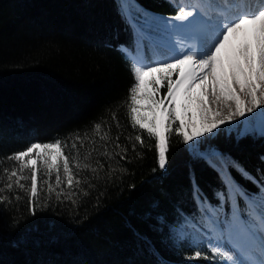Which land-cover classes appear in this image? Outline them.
<instances>
[{"label": "trees", "instance_id": "1", "mask_svg": "<svg viewBox=\"0 0 264 264\" xmlns=\"http://www.w3.org/2000/svg\"><path fill=\"white\" fill-rule=\"evenodd\" d=\"M131 3L133 16L125 19L121 0H0V188L8 183L5 170L19 169V162L9 156L36 142L67 139L71 143L70 134L90 133L93 123L102 119L111 123L113 137L122 132L119 143L127 148L122 161L93 153V166L99 159L104 169L100 179H91L88 171L80 173L94 187L81 185L89 195L81 193L75 207L70 201L57 203L53 193L48 207L33 217L28 211L30 192L13 183L11 191L0 193L11 201L0 204V264H216L211 259H188L197 250L190 245L191 237L169 236V225L179 221L181 214L185 219H201L191 195L193 183L217 206L214 194L224 190V177L229 174L250 193L258 191L235 167L220 172L193 157L175 132L169 141L168 173L160 178L155 141L146 132L132 129L126 102L134 83L137 24L143 23L144 14L168 19L178 9L170 0ZM151 35L158 39L163 33L154 28ZM144 51L145 60L151 61L147 41ZM165 88L161 91L167 92ZM114 111L120 130L111 121ZM222 127L215 135L201 137L199 150H215L260 179L264 139L247 137L237 142L236 133ZM137 134L142 135L144 146L136 142L133 151L126 137ZM88 147L86 143L81 153ZM109 163L116 169L110 177ZM23 174L30 175L27 170ZM45 180L55 186V173L48 177L38 172L41 202L49 197ZM20 183L31 187L30 179ZM239 205L243 216L244 201ZM232 212L231 203L223 205L224 216ZM198 248L210 256L206 242Z\"/></svg>", "mask_w": 264, "mask_h": 264}, {"label": "snow or ice", "instance_id": "2", "mask_svg": "<svg viewBox=\"0 0 264 264\" xmlns=\"http://www.w3.org/2000/svg\"><path fill=\"white\" fill-rule=\"evenodd\" d=\"M170 2L178 9L175 15L164 19L144 14L143 23L137 24L136 55L132 57L131 69L134 83L129 88L126 102L127 120L132 129L146 132L150 140L154 139L161 179L168 173L169 141L175 132L182 137L193 157L205 160L220 172L229 166L235 167L258 189L250 193L229 174L224 177V190L214 194L217 206L211 205L193 183L191 195L197 210L202 213L201 219L193 221L181 214V219L168 229L173 239L191 237L190 245L197 250L188 259H211L216 264H264V174L257 179L215 150L201 152L198 148L201 137L223 131L222 126L236 133L237 142L247 137L264 139V0ZM120 8L125 19L133 16L131 0H121ZM137 20L132 22L137 23ZM154 28L163 33L158 39L151 35ZM145 41L152 52L151 61L145 60ZM121 50L128 55L127 49L122 47ZM162 87H166L167 92L157 99ZM111 121L115 122L116 129H122L115 111ZM176 121L179 126H174ZM111 129V123L102 119L93 123L90 133L70 134L71 143L67 139L36 142L26 150L12 154L8 159L19 162V169L13 168L10 173L5 170L8 183L0 188V193L11 191L13 183L30 192L28 211L33 217L39 209L48 207L53 193L57 203L70 201L73 207L77 206L81 193L84 197L89 195L81 185H87L88 189L94 187L90 178H80V173L88 171L93 174L91 179H100L104 169L99 159L93 166V153L108 161L116 157L120 161L126 159L127 148L119 143L122 132L118 131L113 137ZM126 139L132 142L133 151L136 142L144 146L141 134ZM86 143L89 147L82 154L80 149L85 148ZM260 159L264 161V156ZM108 167L110 177L116 169L111 163ZM25 170L30 175H24ZM41 170L48 177L55 173V186L44 181L49 197L43 202L38 197L41 190L38 172ZM29 179L31 187L26 189L20 181ZM241 200L244 201L243 216ZM5 202L11 203L8 196L0 195V204ZM227 203L233 205L231 216L223 213V205ZM161 222L167 223L164 218ZM49 228L54 229L55 225ZM34 230L39 231L38 228ZM204 242H207L210 256L198 248Z\"/></svg>", "mask_w": 264, "mask_h": 264}, {"label": "rangeland", "instance_id": "3", "mask_svg": "<svg viewBox=\"0 0 264 264\" xmlns=\"http://www.w3.org/2000/svg\"><path fill=\"white\" fill-rule=\"evenodd\" d=\"M173 39H175V37H173ZM147 79V78H146ZM165 89H167V88H165ZM161 92H163V91H161V89H160V92L157 94V99H161V98H163L164 96H165V94H166V90L163 92V93H161ZM191 112V111H190ZM188 231L189 232H191L192 230L191 229H188ZM207 243V242H206Z\"/></svg>", "mask_w": 264, "mask_h": 264}]
</instances>
